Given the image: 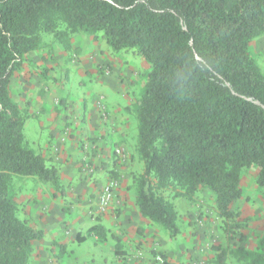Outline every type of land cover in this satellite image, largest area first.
Returning <instances> with one entry per match:
<instances>
[{
    "label": "trees",
    "instance_id": "16d2710c",
    "mask_svg": "<svg viewBox=\"0 0 264 264\" xmlns=\"http://www.w3.org/2000/svg\"><path fill=\"white\" fill-rule=\"evenodd\" d=\"M43 32L102 33L112 50L144 58L150 69L133 103L139 213L176 236L178 213L161 191L191 199L204 186L235 237L242 169L256 165L264 188V73L249 50L264 35V0H0V264H30L43 235L20 217L13 176L60 186L57 170L24 142L26 116L9 90L13 72L46 45ZM236 250L242 264H264V252Z\"/></svg>",
    "mask_w": 264,
    "mask_h": 264
},
{
    "label": "rangeland",
    "instance_id": "374dc122",
    "mask_svg": "<svg viewBox=\"0 0 264 264\" xmlns=\"http://www.w3.org/2000/svg\"><path fill=\"white\" fill-rule=\"evenodd\" d=\"M41 37L46 45L27 55L20 68L13 72L9 84L12 98L26 116L24 142L37 149L39 143L43 144L48 131L46 127L41 129L38 119L31 114H39V120L44 122V114L52 111H68L69 115L81 116L84 113L83 104L87 105L89 112L94 109V101L97 110L105 114V98L100 92L107 94L110 104L130 108V132L136 138L138 130L133 103L142 95L150 69L144 58L134 49L112 50L102 33L93 36L77 32L62 40L43 32ZM249 50L264 73V35L254 39ZM71 137L75 138L73 134ZM75 143L83 155L94 151V143L89 141V137L76 139ZM83 160L87 162V159ZM257 172L256 165L241 171L242 194L231 207L239 212V229L235 228V237H229V233L224 231L211 190L201 186L191 199L175 197L172 189L161 191L177 210L179 232L170 236L161 225L149 221L145 247L146 253L151 255V263L242 264L236 256V249L240 246L264 252V188L257 183ZM33 178L13 176L14 200L19 208L20 202L27 201L29 193H33L40 184L48 183ZM19 199L22 201L19 202ZM64 209L68 216L75 213V210H69L68 205H64ZM91 240L88 239L77 251L85 252ZM103 250L106 253L107 249ZM137 256L142 257L143 252L139 250ZM30 264L40 263H36L31 255Z\"/></svg>",
    "mask_w": 264,
    "mask_h": 264
},
{
    "label": "crops",
    "instance_id": "0c3cea01",
    "mask_svg": "<svg viewBox=\"0 0 264 264\" xmlns=\"http://www.w3.org/2000/svg\"><path fill=\"white\" fill-rule=\"evenodd\" d=\"M99 94L105 98V114L97 110L95 101L89 112L83 104L81 116L52 111L43 113L44 122L39 114H31L41 129H48L43 144L33 149L57 170L60 182L59 187L40 184L23 204L18 200L20 217L43 232L33 245L36 263L152 264L145 247L150 220L139 213L135 200L133 177L143 171V161L136 150L137 137L130 132V108L112 105L107 94ZM72 134L77 140L89 137L93 153L83 155ZM117 147L123 151L121 156L114 152ZM108 185L110 198L100 206L99 195ZM64 205L75 213L68 216ZM92 225L100 228L98 234L90 230ZM88 239L92 240L87 250L77 251ZM139 250L142 257L137 256Z\"/></svg>",
    "mask_w": 264,
    "mask_h": 264
},
{
    "label": "built area",
    "instance_id": "2783aa9c",
    "mask_svg": "<svg viewBox=\"0 0 264 264\" xmlns=\"http://www.w3.org/2000/svg\"><path fill=\"white\" fill-rule=\"evenodd\" d=\"M116 153L121 156L123 154V151H122L121 148H117L116 149ZM110 188H111V185H108V186L105 187L104 192L100 196V206H105L107 204V201H108V199L110 198V195H111Z\"/></svg>",
    "mask_w": 264,
    "mask_h": 264
}]
</instances>
